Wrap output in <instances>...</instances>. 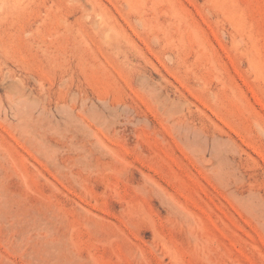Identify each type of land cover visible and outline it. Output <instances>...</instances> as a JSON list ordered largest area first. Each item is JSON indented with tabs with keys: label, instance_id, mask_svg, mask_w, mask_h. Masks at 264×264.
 Wrapping results in <instances>:
<instances>
[{
	"label": "rangeland",
	"instance_id": "rangeland-1",
	"mask_svg": "<svg viewBox=\"0 0 264 264\" xmlns=\"http://www.w3.org/2000/svg\"><path fill=\"white\" fill-rule=\"evenodd\" d=\"M0 264H264V0H0Z\"/></svg>",
	"mask_w": 264,
	"mask_h": 264
}]
</instances>
